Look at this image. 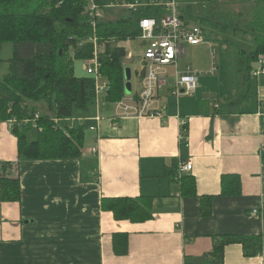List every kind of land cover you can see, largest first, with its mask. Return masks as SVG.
<instances>
[{"label":"crops","instance_id":"0c3cea01","mask_svg":"<svg viewBox=\"0 0 264 264\" xmlns=\"http://www.w3.org/2000/svg\"><path fill=\"white\" fill-rule=\"evenodd\" d=\"M236 76L216 87L200 76L197 90L179 105L171 98L161 115L114 119L116 102L104 116L97 106L84 120L100 117L81 157L21 160V200L0 198V264H202L217 235H264V209L253 212L264 201V74L250 76L251 100L236 87L251 78ZM17 160V137L0 122V162ZM182 161L193 162L185 175L195 179L194 194H181L172 164ZM226 174H239L240 193L222 194ZM140 196L152 199L145 221L117 219L103 206L106 198ZM117 233L128 239L126 254L114 249ZM260 253L247 256L231 243L223 264H264Z\"/></svg>","mask_w":264,"mask_h":264},{"label":"trees","instance_id":"16d2710c","mask_svg":"<svg viewBox=\"0 0 264 264\" xmlns=\"http://www.w3.org/2000/svg\"><path fill=\"white\" fill-rule=\"evenodd\" d=\"M219 1L178 0L180 16L186 22L200 23L207 40L230 42L242 57L243 67L248 60L243 72L251 78L252 63L264 55V0L243 2L245 7L237 9L220 6ZM192 2L198 6H192ZM85 7L86 0H0V52L6 44L13 45V56L6 61L0 58V66L8 64V71L0 77V122L15 119L11 131L17 137L18 150L16 162H0L3 201L21 200L17 171L21 160L73 159L82 155L84 120L94 116L97 109L94 77L76 75L74 66L75 60L93 56V43L83 47L78 43L92 34ZM167 11L162 5H147L130 11L129 18L99 24L97 33L105 44L100 55L101 73L110 83L106 101L117 102L126 95L123 58L128 52L119 42L140 35V17L161 20ZM241 34L251 36L250 40ZM244 43L251 46V51L243 48ZM71 47L75 49L73 58L67 56ZM38 102H45L46 109L34 104ZM172 165L176 173L178 163ZM180 183L182 195L196 193L192 176L184 175ZM240 190L239 174L222 177V194ZM207 198L201 197L204 212L210 211ZM151 200L148 196L106 198L103 206L117 219L140 222L151 218ZM214 239L210 262L202 264H223L225 247L231 243H241L245 254L254 256L262 249L264 235L221 234ZM114 249L120 254L128 252L126 235H114Z\"/></svg>","mask_w":264,"mask_h":264},{"label":"built area","instance_id":"2783aa9c","mask_svg":"<svg viewBox=\"0 0 264 264\" xmlns=\"http://www.w3.org/2000/svg\"><path fill=\"white\" fill-rule=\"evenodd\" d=\"M114 4H110L104 0L101 4L100 0H86L84 15L92 28V34L82 39L80 46L87 43H93V56L84 60L83 67L87 75L93 76L95 79V95L97 99L107 96L110 90L108 78L101 73V61L99 54L103 49L104 43L100 41L98 36L99 24L105 20V10L107 7L125 6L130 10L137 11L139 8L147 5H162L168 9L161 20L155 17H140L138 24L140 28V37L143 40L152 42V46L143 55L144 68L139 73L140 89L130 95H125L121 100L115 103V117L120 119L126 116H154L161 115L162 111L167 108L170 101L163 98L162 89L167 88V94L174 99V105H179L181 96L194 93L199 85V77L204 74L215 75L219 70L217 61V50L212 46L211 66L208 70H194L191 64H187L184 70H179V62L187 54V45H201L206 39V33L201 24L186 22L180 16V8L178 0H114ZM164 5V6H163ZM128 57L134 58L129 52ZM260 66L251 71V75L257 77L264 74V55H260L258 59ZM175 67L176 79L173 83L168 80V66ZM264 100V98H263ZM165 102L163 104L162 102ZM40 116V112L36 113V117ZM96 119H99L97 117ZM10 128L16 123L15 119L6 122ZM186 121H182L184 126L183 135L186 132ZM91 127V129H94ZM262 133H264V124L262 125ZM193 170L192 161H182L178 164L177 178H181ZM264 209V201L253 210L255 214H262ZM261 256L264 258V242L261 249Z\"/></svg>","mask_w":264,"mask_h":264},{"label":"rangeland","instance_id":"374dc122","mask_svg":"<svg viewBox=\"0 0 264 264\" xmlns=\"http://www.w3.org/2000/svg\"><path fill=\"white\" fill-rule=\"evenodd\" d=\"M108 1L110 4H114V0H106ZM124 1V0H122ZM253 0H220L219 1V5L220 6H230L234 9L240 8V7H245L243 2H250L252 3ZM255 2V1H253ZM261 3V1H260ZM259 3V6H260ZM257 4V3H256ZM192 6L197 7L198 5L196 4V2H192ZM201 6H205V4L201 5ZM263 7V6H260ZM252 8V6L250 7ZM249 8V9H250ZM130 10L125 6H113V7H107L105 10V20L108 21H112L113 22H117L119 20L122 19H126L129 18L130 16ZM196 13V11H195ZM197 22L195 20L192 21V24H196ZM200 24V23H199ZM241 36H244V38H246L247 40H250L251 36L249 35H245V34H241ZM240 39V38H239ZM241 40V39H240ZM82 41V40H81ZM80 41V42H81ZM243 41V40H241ZM80 42H78L80 44ZM245 42V41H243ZM111 43L113 44H118L116 41H111ZM119 45H122L126 48L127 52H131L134 55V58H130L127 55L123 58V65L124 68H130L132 75L131 78L126 79V84L127 83H131L132 85V91L131 93L126 92L127 95L130 94H134L136 93L139 89H140V78H139V73L143 70L144 68V63H143V55L148 51V49L152 46V42L149 40H143L140 37H136V38H129V39H124L122 41L119 42ZM245 46H243V48L248 49V51H251V46L250 45H246L244 43ZM80 46V45H79ZM212 46H214L217 50V61L219 64V68H220V72L216 75H212V74H204L202 75V77H208L211 78L213 80V87H216L218 85V80L219 83L223 85V82L225 83V86H228V77L230 75H232V72L237 74V78H242L243 77V70L247 69L248 63L246 60V65H242V57L240 56V54L238 53V51L236 50V48L227 41H214L213 40H209L206 42H203L201 45H187V55L180 60L179 62V70L182 71L184 70L185 66L187 64H191L192 68L194 70H208L211 66V60H212ZM105 50V44L103 46L102 51L99 54V57L101 55V53ZM75 55V49L74 47L70 48L68 51V57L73 58ZM13 56V45L12 44H6L3 49L0 52V58H2L3 60H7L9 58H11ZM248 57H246L247 59ZM74 60V59H73ZM84 60L81 59H77L74 61V66H75V73L78 76H82V75H87V72L85 71L84 67ZM260 66L259 61L257 60L256 62L252 63V69L254 68H258ZM242 69V71H241ZM8 71V64L7 62L3 63L0 66V77L6 73ZM168 80L170 83H173L174 80L176 79L175 76V67L174 66H168ZM222 75V79L220 80L221 74ZM228 76V77H227ZM255 85H256V80L251 78L249 79V81H244L243 79L241 81L238 82V84L236 85V87L240 90H244L245 94L248 96L250 95V100L251 98L256 99V91H255ZM162 94H163V98L166 99V97L168 98L167 101H173L171 99V96H169L167 94V88L162 89ZM243 95V94H242ZM246 96V97H247ZM106 98V95H105ZM103 97L97 99L96 97V104L97 106H99V113L102 114V116L105 115V111H109L110 109H113V103L112 102H106L103 101ZM99 103V105H98ZM34 104H38V106H42L44 107V110L46 109V105L45 102H38V103H34ZM101 108V109H100ZM115 110V108H114ZM97 112V109H96ZM96 118V117H95ZM95 118L93 119H88L85 122V133H87V137L89 138L90 136V124L92 122H95ZM100 118V117H99ZM100 120V119H97ZM4 122H7L4 121ZM71 122H75L77 123L78 121H76L75 119H72ZM96 128V127H95ZM35 132V131H33ZM34 135V133H31ZM1 171V170H0Z\"/></svg>","mask_w":264,"mask_h":264},{"label":"water","instance_id":"95a60500","mask_svg":"<svg viewBox=\"0 0 264 264\" xmlns=\"http://www.w3.org/2000/svg\"><path fill=\"white\" fill-rule=\"evenodd\" d=\"M131 75H132V72H131L130 68H125V78L129 79V78H131ZM131 91H132L131 83H127L126 84V92L131 93Z\"/></svg>","mask_w":264,"mask_h":264}]
</instances>
